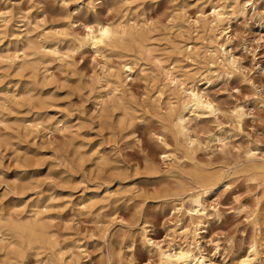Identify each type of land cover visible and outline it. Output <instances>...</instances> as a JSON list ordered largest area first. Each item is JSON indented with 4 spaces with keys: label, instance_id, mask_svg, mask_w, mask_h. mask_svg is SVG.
<instances>
[{
    "label": "rangeland",
    "instance_id": "1",
    "mask_svg": "<svg viewBox=\"0 0 264 264\" xmlns=\"http://www.w3.org/2000/svg\"><path fill=\"white\" fill-rule=\"evenodd\" d=\"M216 1L227 4L231 0H0V8L10 12L9 20L0 26L5 32H0V87L6 93L8 89L7 94L18 93L22 101L6 109L9 123L13 125L12 118L39 113L67 124L60 131L39 128L34 135L17 134L11 140L13 145L0 144V211L26 210L39 198L49 206L45 213L51 215V228L58 239L84 244L87 254L78 257L77 264H114L118 256L125 260L132 256L139 264L152 263L155 254L141 238L142 227L152 240L181 242L172 236L180 221L171 207L195 186L193 167L183 157V143H175L172 131L166 132L165 140L169 148L177 147L180 162L162 157L160 132L165 130L158 112L166 110L162 109L165 99L159 107L154 100L161 82L154 61H139L142 65L136 66L133 78L124 79L128 103L136 115L126 125L117 123L116 115L104 118L99 110L98 99L106 97L105 84L96 79L105 58L90 48L73 52L70 66L55 59L46 66L36 62L32 71L5 62L21 42L9 34L11 27L21 34L22 41L28 36L37 44L53 40L59 30L82 32L96 19L138 20L148 27L153 53L163 56L165 64L178 59L175 64L181 70L195 71L199 88L219 108L216 116L190 119L200 142L196 160L201 166L223 170L229 178L226 186H218L215 194L205 198L207 208H216L219 215L207 217L198 239L212 261L238 264L253 235L247 214L257 200L264 201L261 186L242 172L234 173L245 163L246 147H258L256 159L264 158V0H238L246 5L244 15L231 14L226 23L229 37L225 50L236 61L228 75L218 73L216 67L208 70L211 65L203 57L204 32L193 24L200 11L208 14ZM176 17L182 20L183 31L174 24ZM193 49L199 50L200 56H187ZM107 58L114 64L119 60L115 55ZM141 66L155 70L150 72L149 67L141 72ZM28 86L44 92L49 101L40 105L24 100ZM236 105L245 111L240 124L231 115ZM8 131L17 133L12 128ZM211 134L222 140L212 139ZM75 148L83 152L82 160L77 159ZM105 194L110 198L104 200ZM82 204L87 205L85 210ZM96 214L105 222H98ZM261 242L264 246V240ZM0 264H7L1 256ZM21 264L38 263L28 254Z\"/></svg>",
    "mask_w": 264,
    "mask_h": 264
},
{
    "label": "bare ground",
    "instance_id": "2",
    "mask_svg": "<svg viewBox=\"0 0 264 264\" xmlns=\"http://www.w3.org/2000/svg\"><path fill=\"white\" fill-rule=\"evenodd\" d=\"M245 10V3H240L238 0H231L227 4L216 1L211 4L208 14L200 11L199 16L194 20L195 29L199 27L204 32L206 47L203 50V57L206 64L211 65L208 70L216 67L218 73L228 75L236 68L234 57L225 50V43L229 37L227 31L229 26L226 23H228L231 14L242 16ZM9 14L8 10L0 8V26L9 20ZM174 24L180 31L184 30V25L179 17H176ZM14 29L11 27L9 34L14 36L16 42L20 40L21 42L14 48L11 55H7L5 61L7 66H14L18 69L27 67L33 71L36 68V62L46 66L49 61L55 59L70 66L73 52L84 47H88L94 53L104 57V65L101 66L102 72L96 82L104 81L103 91L106 97H99L97 103L104 118L109 119L116 115L117 123L123 125L129 124L136 117L131 104L129 105L130 102L128 103V91L125 89L124 79L133 78L136 66L147 64L149 62L147 60L154 61L155 67H158L161 73H159L161 82L157 86V95L154 100L159 102V107L162 104L160 101L165 99L162 109L166 110V113L158 112L165 130L160 132L163 145L162 157L168 161L180 162L181 157L178 158L176 155L177 147L169 148L170 145L165 140L166 132L172 131L175 143H183L182 146L185 149L183 157L192 164L195 186L190 188L189 192L184 194L185 197L180 198L178 203H174L171 207L178 215L177 222L180 221L174 226L172 236L178 237L181 242L173 239L164 243L152 240L142 227L141 238L149 246V250L155 254V260L148 264H217L203 253L198 239L200 237L199 230H201L200 225L206 222L208 216L212 214V216L218 217L219 215L216 208L212 207V211L207 208L204 203L205 198L211 193L215 194L218 186H226L229 178L223 170L201 166L199 160L195 158L194 153L200 142L193 134L190 119L204 115L216 116L219 109L212 99L199 88L198 80L194 76L195 71L191 73L188 70H181L179 65L175 64L178 59H173L175 61L170 62L171 64H165L163 56L153 53L148 27H144V22L139 23L138 20L128 18L118 21L96 19L93 23L86 24L82 32L59 30L56 31L57 36L53 40H42L37 44H33L28 36L22 41L21 34ZM3 31L0 29V32ZM63 40L71 44L65 45L62 43ZM176 47L180 49L181 46L176 44ZM190 50H188L187 56L191 58L200 56L199 50L193 49L191 54ZM109 55L119 58L117 64L108 62L110 60L106 57ZM139 61H142V64L138 63ZM44 65L43 67H45ZM145 68L141 66L138 69L143 72ZM47 69L46 67L45 70ZM154 70L152 67L149 68L150 72H154ZM121 74H124L123 78ZM149 74L153 76V74ZM205 79H208V76ZM80 88L77 85V89ZM4 90L0 87V144L13 145L11 140L17 134L34 135L36 131H39V128L60 131L67 126L66 122L61 119L51 121L50 116L41 117L39 113L27 118H12L13 125H11L9 123L11 119H9L6 109H13L14 103L19 104L22 101L17 96L18 93L7 94L9 90L7 89V93ZM24 92V100L29 103L37 102L41 105L49 101L44 96V92L33 86H28ZM244 114L245 111L241 105H236L231 111L237 124H240ZM9 128L15 129L17 133L8 131ZM210 137L214 140H222L220 135L211 134ZM16 149L17 147H14V150ZM257 149L258 147L248 146L243 150L245 163L234 173H244L246 179L253 181L256 186H261L264 193V158L256 159L258 158ZM74 152L77 159L82 160L83 152L78 148H75ZM102 198L105 200L110 196L105 194ZM29 204V209L26 210L0 211V256L3 261L7 264H21L29 254L35 257L38 264H77L78 257L87 254L84 244L59 240V235L57 236L54 229L51 228V215L45 213V211H49V206L41 204L39 198ZM81 207L85 210L87 205L82 204ZM247 216L248 222L253 227V235L245 252L240 256L238 264H264V246L261 242L264 240V201L260 203L257 200ZM182 217H185L187 222L182 223ZM96 218L98 222H105L99 217V214H96ZM133 242V238L130 237V245ZM214 247L218 248V244L215 243ZM114 264L139 263L133 262L132 256L127 260L118 256Z\"/></svg>",
    "mask_w": 264,
    "mask_h": 264
}]
</instances>
